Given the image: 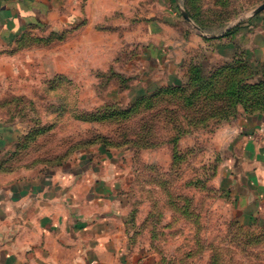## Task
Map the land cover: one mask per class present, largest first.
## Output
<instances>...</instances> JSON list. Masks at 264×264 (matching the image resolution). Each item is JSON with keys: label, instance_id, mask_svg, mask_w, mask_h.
Segmentation results:
<instances>
[{"label": "rangeland", "instance_id": "374dc122", "mask_svg": "<svg viewBox=\"0 0 264 264\" xmlns=\"http://www.w3.org/2000/svg\"><path fill=\"white\" fill-rule=\"evenodd\" d=\"M263 6L161 5V26L187 42L196 35L177 78L164 67L168 58L158 67L145 60L137 75L131 53L121 61L114 51H80L68 61L72 53L63 57L32 33L0 53V124L27 130L16 169L111 171L115 195L142 226L136 244L154 264H264V192L245 210L227 185L240 122L264 117L248 116L264 109V83L242 38ZM155 77L182 81L136 85Z\"/></svg>", "mask_w": 264, "mask_h": 264}, {"label": "crops", "instance_id": "0c3cea01", "mask_svg": "<svg viewBox=\"0 0 264 264\" xmlns=\"http://www.w3.org/2000/svg\"><path fill=\"white\" fill-rule=\"evenodd\" d=\"M179 1L0 0V53L32 33L57 45L63 57L72 53L68 61L80 51H114L121 53L116 59L121 61L131 53L137 75L144 74L145 60L158 67L168 58L164 67L177 78L196 35L187 42L159 21L161 5ZM242 32L250 61L260 63L259 77L264 79V13ZM101 38L109 41L99 43ZM155 78L135 82L182 81ZM136 89L135 96H142ZM240 128L227 185L246 210L264 192V117H247ZM26 131L22 125L0 124V264H154V255L144 254L136 244L142 226L131 218L132 206L115 195L111 171L33 172L26 163L16 169ZM11 164L13 171L4 170Z\"/></svg>", "mask_w": 264, "mask_h": 264}, {"label": "trees", "instance_id": "16d2710c", "mask_svg": "<svg viewBox=\"0 0 264 264\" xmlns=\"http://www.w3.org/2000/svg\"><path fill=\"white\" fill-rule=\"evenodd\" d=\"M247 79H250V78H249V77L246 78V80H245L246 83H247ZM255 80H256V79H255ZM261 83H264V79H263V81H261ZM263 102H264V97H263ZM260 105L264 107V105H262V104H260ZM252 114H253L254 116L257 115V114H258V115H264V109H263V110H260V111H257V113H256V112H255V113H249L248 116H251Z\"/></svg>", "mask_w": 264, "mask_h": 264}, {"label": "water", "instance_id": "95a60500", "mask_svg": "<svg viewBox=\"0 0 264 264\" xmlns=\"http://www.w3.org/2000/svg\"><path fill=\"white\" fill-rule=\"evenodd\" d=\"M262 9H264V6L262 7Z\"/></svg>", "mask_w": 264, "mask_h": 264}]
</instances>
